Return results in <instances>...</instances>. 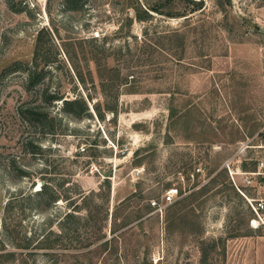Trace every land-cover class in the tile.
Wrapping results in <instances>:
<instances>
[{
    "label": "rangeland",
    "instance_id": "1",
    "mask_svg": "<svg viewBox=\"0 0 264 264\" xmlns=\"http://www.w3.org/2000/svg\"><path fill=\"white\" fill-rule=\"evenodd\" d=\"M12 1L24 9L0 0V264H264V230L250 227L223 167L264 156V0H201L199 9L192 0H81L73 11L63 0ZM158 2L173 16L136 17L137 6ZM41 30L50 89L89 96L90 117L63 115L60 100L49 108L62 117L55 135L20 117L36 93L22 70L4 72L31 61ZM69 43L84 84L63 52ZM44 181L61 195L49 207L35 195ZM171 188L173 200L154 211L150 200ZM69 211L80 216L76 231L64 224Z\"/></svg>",
    "mask_w": 264,
    "mask_h": 264
},
{
    "label": "trees",
    "instance_id": "2",
    "mask_svg": "<svg viewBox=\"0 0 264 264\" xmlns=\"http://www.w3.org/2000/svg\"><path fill=\"white\" fill-rule=\"evenodd\" d=\"M190 1V0H186ZM195 3V6L193 9H199L201 6V0H192ZM171 2L168 0V3ZM7 4L9 8L12 11L20 12L24 9V6L16 7L13 4L12 0H7ZM63 9L62 11H73V10H79L82 7L81 0H63L62 2ZM150 11L160 13V14H166L168 16H173L172 14H169L168 12H164L162 8L161 2L153 3L152 5L148 6L146 9H142L140 6H137L135 8V15L139 19H146L151 14ZM41 33L42 30L38 33L33 52L30 62L26 63H20L15 62L13 64H10L4 69V72H11L15 70H22L26 74V80H25V91L27 94L31 95L33 92L36 93V99L37 104H34L33 106H30L27 104H23L19 106L18 113L20 117L29 123H32L33 125L38 127L39 133L42 135L50 134L55 135L56 134V125L62 124V117L58 115L52 114V112L49 110L50 107H54L56 102L60 100L61 102V109L60 112L67 116L74 119H82L85 117H90L91 112L89 111L86 98L88 99L89 96L87 95L86 98H84L80 94H76L72 98H64L63 94L59 91V89H50V85L46 82L47 74L49 73V66L51 63L50 56L48 52L43 48V45L41 43ZM78 44L79 47L78 51L81 54V57L87 61L91 60L95 63V66L100 68L103 64L101 63L100 59L97 58L93 52H90V55L87 56V52H85L84 47L82 46V41L75 42ZM69 45L72 47V50L68 48H63V52L66 56V59L69 63V66L71 67L77 81L80 84L85 83V79L79 70V65L77 63L78 56L77 51L72 43H69ZM143 45L149 46V44H146L143 42ZM141 46V45H140ZM155 46H157L155 44ZM159 48V46H157ZM146 52V51H144ZM106 55V54H105ZM104 55V57H106ZM92 109L94 113L96 114L98 119H103L104 115L101 111L100 104L98 102H94L92 105ZM109 109V108H107ZM110 111L113 113V115H116V107L110 106ZM28 145L31 147L32 153H39L42 149L38 145H34L32 142H28ZM21 175L26 176L25 172L23 170H20ZM231 183V182H230ZM233 189V186L230 185ZM77 196H81V192H76ZM36 197L39 198V201L37 203L43 204L45 207H49L53 205L56 201H58L61 198L60 192L49 185L47 181H44V183L41 185V188L38 189L35 193ZM69 197H66V199ZM250 214L248 215L247 221L249 219ZM65 223L64 224H72L74 231L77 229V225L80 223V216L79 214H76L75 212L69 211L64 214ZM69 221V222H68ZM63 224V225H64ZM63 228H65L63 226ZM114 231V230H113ZM102 237H105L103 235ZM91 243H87L86 245H90ZM106 245L107 242H104Z\"/></svg>",
    "mask_w": 264,
    "mask_h": 264
},
{
    "label": "built area",
    "instance_id": "3",
    "mask_svg": "<svg viewBox=\"0 0 264 264\" xmlns=\"http://www.w3.org/2000/svg\"><path fill=\"white\" fill-rule=\"evenodd\" d=\"M251 147L249 144L244 143L241 149L244 150ZM258 148L264 149V143L257 145ZM80 151H84V146H80ZM244 159V158H243ZM255 166L251 168H242L241 161L238 164H233L232 161L226 160L223 167L227 170V175L236 188V190L246 199L247 207L249 209V225L253 229L264 230V156L255 159ZM242 178V186L253 190V194H247L239 184H237V177ZM176 191L168 189L162 196L161 201L150 200V206L156 212H162L166 204L173 200ZM153 264H157V260L153 259Z\"/></svg>",
    "mask_w": 264,
    "mask_h": 264
},
{
    "label": "crops",
    "instance_id": "4",
    "mask_svg": "<svg viewBox=\"0 0 264 264\" xmlns=\"http://www.w3.org/2000/svg\"><path fill=\"white\" fill-rule=\"evenodd\" d=\"M241 167H242V165H241ZM242 168H246V167L243 166Z\"/></svg>",
    "mask_w": 264,
    "mask_h": 264
}]
</instances>
